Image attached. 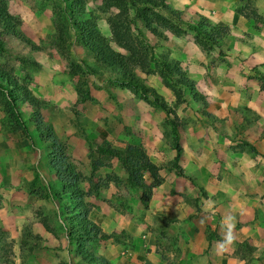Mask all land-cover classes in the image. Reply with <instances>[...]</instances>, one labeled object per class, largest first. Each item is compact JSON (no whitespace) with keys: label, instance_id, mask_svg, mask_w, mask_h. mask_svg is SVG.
<instances>
[{"label":"rangeland","instance_id":"obj_1","mask_svg":"<svg viewBox=\"0 0 264 264\" xmlns=\"http://www.w3.org/2000/svg\"><path fill=\"white\" fill-rule=\"evenodd\" d=\"M164 1L187 26L156 37L131 8L123 18L103 0H82L79 17L92 19L112 48L130 56L137 84L149 90L143 92L117 79L116 68L102 65L82 45L61 0H3L28 42L0 33V67L28 96L16 102L19 117L0 91V264H89L90 256L130 264V254L140 257L137 250L149 249L147 233L162 257L178 249L166 239L167 223L198 212L201 191L191 197L188 188L198 183L189 170L226 169L236 148L246 147L243 123L256 119L247 100L264 92L263 62L246 58L262 40L264 0H221L224 10L247 16V29L205 47L193 28L201 17L213 25L197 9L202 0ZM163 60L171 69L164 78ZM179 71L193 81L200 99L166 85L178 80ZM36 118L49 126L66 157L79 204L97 227L94 238L67 235V211L52 194L60 186L47 165ZM130 148L154 165L156 177L143 167L129 171L119 157ZM165 195L172 209L150 213L148 205ZM121 251L129 256L120 257Z\"/></svg>","mask_w":264,"mask_h":264},{"label":"crops","instance_id":"obj_2","mask_svg":"<svg viewBox=\"0 0 264 264\" xmlns=\"http://www.w3.org/2000/svg\"><path fill=\"white\" fill-rule=\"evenodd\" d=\"M220 2L202 0L197 9L213 25L225 26L226 34L246 31L247 16L231 8L224 10ZM209 6H212L210 11ZM218 11L221 14H217ZM259 33L262 40L257 50L252 57H246L254 58L249 60L252 64H264V30ZM247 108L256 119L243 123L247 145L236 148L228 168L220 171L194 168L188 172L198 183L188 188L191 197H195L199 189L201 191L198 212L190 219L180 216L177 221L167 223L164 230L166 239L174 240L178 249H167L163 258L159 257L150 240L153 237L147 233L145 239L149 249L137 250L142 254L140 257L130 254V264H264V92L253 94L251 100H247ZM205 173H211V177L202 178ZM168 200V195L158 198L156 203L148 205V211L172 209ZM228 216L234 217L235 240L225 251L219 252L216 245L227 231L225 218ZM142 236H138L141 241ZM126 254L127 251H121L120 257H128Z\"/></svg>","mask_w":264,"mask_h":264},{"label":"trees","instance_id":"obj_3","mask_svg":"<svg viewBox=\"0 0 264 264\" xmlns=\"http://www.w3.org/2000/svg\"><path fill=\"white\" fill-rule=\"evenodd\" d=\"M103 1L107 6L114 7L118 13H121L123 18H126L128 11L131 8L134 11V16L143 22L144 27L156 37H163L164 31L172 33L181 32L183 31L181 27L187 26V24L182 22L179 12L172 9L164 0ZM61 2L63 3L62 11L66 15V20L70 23L71 28L77 34L82 45L96 58V60L104 66L116 68L119 71L116 76L117 79L122 80L129 87H132L133 89H141L143 92L149 91L141 84H137L138 80L134 75V64L133 60L130 59V56L122 54L112 48L107 38L98 32L92 19H82L79 17L84 9L82 0H61ZM18 24L17 19L6 12L3 0H0V33L15 36L21 41L27 43L28 40L18 29ZM193 28L200 37L199 43H201L203 47H205L206 43H209L210 45H218V41L227 33V28L225 26H209V24L204 21L203 17L200 18ZM118 46H120L119 42ZM1 47L2 41L0 39V48ZM160 65L163 69V72L161 71V73L164 78L169 72H171V69L164 60ZM173 70L177 71L176 66ZM165 83L170 87H175L177 85L185 88L195 99L201 98V95L195 90L193 81L185 77L181 71H179V78L174 84H170V82L167 81H165ZM0 91L3 92V97L11 105L15 115L20 117V113L16 108V102H18V99H21L22 96L27 97L28 92L22 86L17 84L8 71H5V69L1 67ZM179 91L180 89L175 90L177 96L179 95ZM154 97L157 96L155 95ZM28 99L32 103L37 102L30 96ZM160 106L163 109H166L165 104L161 103ZM35 123L37 131L41 134L44 145L47 147V165L55 174L57 183L60 186L59 189L52 190V194L58 199L62 208L67 211L64 213L65 217L63 218L67 235L69 238H74L77 241L90 237L94 238L97 235V227L86 218L87 210L84 205L79 204L81 200V192L77 189L75 181L71 178L72 170H70L66 157L57 145L49 126L47 124H42L39 118H36ZM24 127L26 128V126ZM175 140L176 138H174V141ZM175 151L174 159L176 160L179 152V147L176 141ZM119 158L125 165H127V167H129L128 169L131 173H136L135 171H138L139 168L143 167V169L148 171L152 177H156L154 165L146 161L143 162L139 150L130 148L125 156H120ZM87 261L89 264H109L101 257L90 256Z\"/></svg>","mask_w":264,"mask_h":264},{"label":"clouds","instance_id":"obj_4","mask_svg":"<svg viewBox=\"0 0 264 264\" xmlns=\"http://www.w3.org/2000/svg\"><path fill=\"white\" fill-rule=\"evenodd\" d=\"M234 217L228 216L225 218V227L227 229L224 238L221 241L217 242V250L219 252H223L227 249L229 245L233 243L235 240V236L233 234V229H234Z\"/></svg>","mask_w":264,"mask_h":264}]
</instances>
